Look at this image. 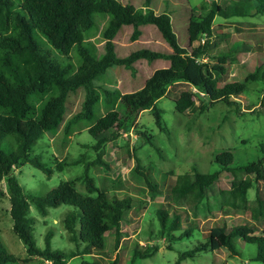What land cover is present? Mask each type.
Instances as JSON below:
<instances>
[{
    "label": "trees",
    "instance_id": "16d2710c",
    "mask_svg": "<svg viewBox=\"0 0 264 264\" xmlns=\"http://www.w3.org/2000/svg\"><path fill=\"white\" fill-rule=\"evenodd\" d=\"M151 2L145 0V6L138 7L121 0H23L20 8L15 9L13 0H0V107L4 109L0 113V184L5 183L8 188L5 192L10 197L13 230L23 241L27 252L25 257L17 256L0 241V264L28 261L32 256L41 257L46 264L47 261L67 264L69 259L90 254L93 249H105L108 232L113 228L115 245L119 250L123 237L122 224L127 218L126 213L135 203L131 195L110 196L98 186L89 173L90 162L85 164L83 175L62 180L44 195L26 192L16 174V169L26 162L32 163L49 177L55 169L62 171L66 168L67 162L59 158H56V167L48 166L40 154L33 153L34 147L46 132L56 131L63 125L64 131L69 133L75 122L94 117V107L100 99L99 89L104 96L111 95L107 87L98 86L95 82L108 68L117 64L135 72V62L141 58L148 61L159 58L170 60L169 66L155 69L141 88L121 96L129 108L128 120L131 123L136 121L140 111L149 109L161 129L164 128L163 111L157 102L178 84L186 87L174 96L176 110L185 112L198 100L201 113L218 102L229 105L239 103L237 96L246 92L252 81L264 85V61L260 62L259 56L264 54V31L259 33L257 44L251 47L259 54L256 53L257 62L252 66L255 67L245 74L243 80L230 81L225 77L227 63L236 50L221 48L217 42L226 33L218 31L220 25L214 24L217 15L255 16L264 13V0H239L230 4L213 0L205 14L191 17L188 28L190 48L181 44L170 14L155 12ZM96 12L111 15L103 33L106 50L101 56L94 55L85 44V32L94 25ZM145 24L156 25L172 50L163 52L139 48L125 56L118 55L114 39L121 27L132 25L131 37L135 40L142 34L141 26ZM35 30L44 34L53 47L67 56L76 46L82 59L78 68L73 70L72 63H62L53 58L51 51L41 47L35 39ZM200 36L204 39L201 40ZM80 90L85 92L81 108L67 118ZM51 91L56 94L44 100L36 112L30 96ZM262 96L261 102L264 103V90ZM130 127L131 124L122 117L120 110L112 109L88 128L95 139L92 147L98 152L95 163L101 162L106 144L116 140L122 130L128 131ZM136 132L145 141L151 142L147 130L139 129ZM6 145L11 149L6 150ZM258 145L262 151L255 160L237 163L234 151L226 150L215 155V162L221 165L219 169L202 172L193 167L191 171L177 175L169 188L172 205H162L157 209L160 233L171 241L192 234L193 229L183 225L182 215L184 211H201L208 201L207 189L224 170L233 173L234 180L230 189L222 190L221 207L244 208L242 211L250 210L254 219H264V196L260 188L256 189L254 199L248 195L256 181L262 180L264 183V141ZM140 160L137 158L139 166ZM81 161L74 159V163ZM68 163L71 164L70 161ZM144 176L155 190L152 179ZM78 181L84 182L85 191L77 187ZM62 204L73 207L61 221L74 247L69 250L54 248L55 231L52 229L45 234V246H37L34 237L36 220L31 214V206L34 205L41 216H47L49 208ZM239 238L256 243L258 252L253 259L264 262V230L262 234H256L253 227L246 223L229 225L224 221L209 229L205 241L182 252L176 264L200 251L226 248L230 254L238 255L240 250L235 241ZM169 247H172V242ZM157 250V244L143 246L136 241L129 262L134 264L138 258L151 257ZM112 264H122L119 255H116Z\"/></svg>",
    "mask_w": 264,
    "mask_h": 264
},
{
    "label": "rangeland",
    "instance_id": "374dc122",
    "mask_svg": "<svg viewBox=\"0 0 264 264\" xmlns=\"http://www.w3.org/2000/svg\"><path fill=\"white\" fill-rule=\"evenodd\" d=\"M22 1L13 0L14 8L19 9ZM121 1L133 3L138 7L145 6V0ZM216 1L230 4L239 0ZM212 2L213 0H152L151 7L157 13L170 14L181 44L190 48L188 28L191 17L205 14L211 8ZM110 18L109 13H94L95 23L85 32V44L94 55L101 56L105 53L103 33ZM214 24L220 25L218 31L222 30L226 33L217 42L221 48L236 50L227 63L226 79L243 80L245 74L253 69L255 66H252L257 62L258 51L255 52L253 50L255 48L251 47L257 44L259 33L264 31V13L255 16L217 15ZM142 30L139 38L134 40L131 37L133 26H122L114 39L117 54L125 56L139 48L163 52L171 50V46L156 25H142ZM34 37L41 47L51 51L53 58L62 63H72L73 70L81 64L82 59L76 46L70 56H67L53 47L40 31L35 30ZM200 39L203 40L204 37L200 36ZM259 56L260 62H263L264 54ZM169 65L170 61L163 58L154 61L141 58L135 62V72L117 64L108 68L96 78L95 82L98 86L107 87L111 95L104 96L103 91L99 89L100 99L94 107V117L75 122L69 133L64 131L63 125L56 131L46 132L34 147L33 153L40 154L48 166L56 167V158H59L67 162L66 168L62 171L55 169L50 177L30 162L16 169L18 180L26 192L44 195L62 180L83 175L85 164L90 162V175L110 196H132L135 204L126 213L127 218L122 224L123 237L119 250L115 245V228H113L108 232L105 249H93L90 254L69 259L67 264H112L116 255H119L122 264H130L129 260L136 241L143 246L157 244L159 250L151 257L138 258L134 264H176L182 252L205 241L209 229L224 221L229 225L246 223L253 227L256 234L263 233L264 219H254L250 210L221 207L222 190L230 189L234 180L233 173L227 170H224L218 180L207 189L208 201L200 212L184 211L183 225L193 229L192 234L171 241L160 233L157 209L162 205H172L169 188L175 182L177 175L191 171L193 167H197L202 172L219 169L221 165L215 162V155L226 150L234 151L237 163L255 160L262 151L258 144L264 141V103L261 102L264 85L257 81H252L248 90L237 96L236 100L239 103L229 105L218 102L209 106L203 113L199 110L198 100L185 112L176 110L174 96L186 87L178 84L157 102L158 107L163 111V129L157 125L154 113L149 109L140 111L136 121L131 123L128 120L129 108L122 101V94L141 88L155 69ZM84 93V90H80L75 96L74 107L67 118L81 108ZM52 94L56 92L30 96L36 112L40 110L44 100ZM112 109L120 110L122 117L131 124V127L128 131L122 130L121 136L116 140L108 142L101 162L95 163L98 152L92 147L95 139L88 128L100 116ZM3 111L4 109L0 107V113ZM139 129L149 132L151 142L145 141L136 132ZM4 148L11 149L9 145ZM76 158L82 161L74 163ZM137 158L141 159V166L138 165ZM144 174L155 183V190L146 182ZM243 176L245 177V174ZM252 176L255 178L254 174ZM5 186V183L0 184V191L3 190V193H0V241L9 252L25 257L26 247L13 230L11 202L8 192H5L8 190ZM77 187L82 191L86 189L83 181H78ZM257 188H260L264 196V183L260 180L256 181L248 193L251 199L255 198ZM209 207H212L211 211ZM72 208L71 205L62 204L49 208V214L41 216L36 207L31 206V214L36 220L34 237L37 246H45V234L47 230L52 229L55 231L54 248L69 250L74 247L61 221L65 213ZM179 233L180 231L177 232ZM171 242L172 247H169ZM235 243L240 250L238 255L230 254L226 248L200 251L193 257L183 259L180 264H264L253 259L258 252L256 243L245 242L240 238L236 239ZM32 257L28 261L18 260L9 264H46L42 262L41 257ZM47 264L52 263L47 261Z\"/></svg>",
    "mask_w": 264,
    "mask_h": 264
},
{
    "label": "crops",
    "instance_id": "0c3cea01",
    "mask_svg": "<svg viewBox=\"0 0 264 264\" xmlns=\"http://www.w3.org/2000/svg\"><path fill=\"white\" fill-rule=\"evenodd\" d=\"M141 28H142V26H141ZM143 31V30H142ZM171 50H172V48H171ZM171 50H169V51H171ZM169 51H165V52H169ZM166 60H168V59H166ZM170 61V60H169Z\"/></svg>",
    "mask_w": 264,
    "mask_h": 264
}]
</instances>
